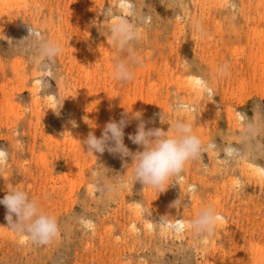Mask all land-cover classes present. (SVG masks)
Wrapping results in <instances>:
<instances>
[{"label":"rangeland","instance_id":"obj_1","mask_svg":"<svg viewBox=\"0 0 264 264\" xmlns=\"http://www.w3.org/2000/svg\"><path fill=\"white\" fill-rule=\"evenodd\" d=\"M121 20L138 33L131 51L112 40ZM29 26L63 49L47 69L37 45L22 42ZM121 60L130 81L115 78ZM225 64L229 74L220 75ZM125 112L131 152L143 151L128 139L140 119L165 132L190 122L215 147L165 191L145 187L130 157L84 149L89 133L99 138ZM254 114L264 122V0H0V200L24 191L60 229L47 245L24 240L0 204V264H264V128L241 140L244 115ZM228 147L242 158L221 163ZM105 183L116 185L111 196L96 190ZM206 206L224 217L207 242L190 227Z\"/></svg>","mask_w":264,"mask_h":264},{"label":"clouds","instance_id":"obj_2","mask_svg":"<svg viewBox=\"0 0 264 264\" xmlns=\"http://www.w3.org/2000/svg\"><path fill=\"white\" fill-rule=\"evenodd\" d=\"M195 29L200 37L206 35L202 24L197 21ZM112 40L122 50L131 51L128 48L130 42L135 40L138 36L134 25L125 20H121L111 25ZM29 35L22 40L28 43L31 41L35 43L38 48L39 56L46 58L49 63L42 65L43 69L49 68L50 62L55 57L62 53V47L59 42L50 39H37V30L29 26ZM135 63H139L138 58L133 56ZM115 78L121 82H127L134 78V72L130 65L121 60L115 65ZM220 75H228L227 64L220 66L218 69ZM199 85L201 90L211 96L213 94L208 82L200 79ZM181 109L187 111L186 105H179ZM255 113V110H254ZM243 115V114H240ZM135 118L140 119L141 113H134ZM245 116L244 129L241 133V140L245 143L250 142L256 134L264 128V122L257 119L255 114L253 118L248 119ZM73 127H76L74 120L70 121ZM128 113H122V118L117 121L108 122L103 129L99 138L93 133H89L86 140L83 141L84 149L89 155L95 153L103 154L106 150L113 155H119L121 160L130 157L132 160L133 178L134 181L141 182L145 187H152L159 192L165 191V184L174 177L180 176L189 161H201L203 154L211 148L214 144L205 146L201 139L194 134L193 126L190 122L176 121L171 125L168 131H163L160 128H147L145 122L140 119L135 135H129L128 139L134 144L143 147V151L131 152L124 144V128L128 125ZM242 152L234 147L225 149V159L221 161L223 164H228L232 160L242 158ZM7 153L0 149V165L6 162ZM125 167L127 163L125 161ZM205 169L207 166H204ZM93 176L96 172L93 171ZM264 176V169L260 171ZM123 187L125 181L119 182ZM235 187L240 188L242 184L237 183ZM96 190L101 194L111 196L116 191V185L112 183H105L103 186L97 185ZM189 191L194 193L196 191L195 185L189 186ZM184 201L178 199L174 202L173 207L182 205ZM8 214L6 220L8 227L21 235L24 240H30L33 243L47 245L51 243L59 235V225L57 219L53 215H49L41 210L40 205L36 199H29L28 195L21 190L9 191L5 197L0 200ZM15 215L16 219H13ZM224 221V217L216 212L214 207L206 206L191 222V229L197 234L205 237L214 235L217 226Z\"/></svg>","mask_w":264,"mask_h":264},{"label":"bare ground","instance_id":"obj_3","mask_svg":"<svg viewBox=\"0 0 264 264\" xmlns=\"http://www.w3.org/2000/svg\"><path fill=\"white\" fill-rule=\"evenodd\" d=\"M180 79V78H179ZM182 81V80H181ZM201 89V88H200ZM200 89L198 90H196L194 93L192 92V94H194V95H197L196 97H198V96H200L201 94H200ZM190 93V92H189ZM191 93L189 94V95H192ZM193 95V96H194ZM190 97V96H189ZM229 111H230V109H229ZM229 113V112H228ZM232 113L233 112H231L230 114L232 115ZM228 115V114H227ZM230 116V115H229ZM138 213V212H137ZM168 222H169V224L171 223V221H169V220H167L166 221V223L168 224ZM132 224V223H131ZM173 226H175V228H177V229H180L181 227H182V225H183V223L180 221V220H178V221H173L172 223H171ZM218 235V234H217ZM260 249V248H259Z\"/></svg>","mask_w":264,"mask_h":264}]
</instances>
